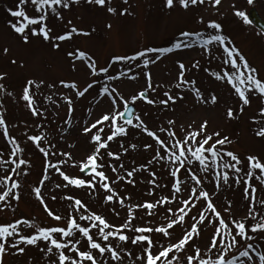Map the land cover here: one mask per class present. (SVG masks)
<instances>
[{
    "label": "rangeland",
    "instance_id": "obj_1",
    "mask_svg": "<svg viewBox=\"0 0 264 264\" xmlns=\"http://www.w3.org/2000/svg\"><path fill=\"white\" fill-rule=\"evenodd\" d=\"M253 7L0 0V264H264Z\"/></svg>",
    "mask_w": 264,
    "mask_h": 264
},
{
    "label": "water",
    "instance_id": "obj_2",
    "mask_svg": "<svg viewBox=\"0 0 264 264\" xmlns=\"http://www.w3.org/2000/svg\"><path fill=\"white\" fill-rule=\"evenodd\" d=\"M248 19L250 21V23L257 28L258 30H260L261 32L264 33V19L262 18L261 14L259 13L258 9L253 7L249 10L248 12ZM148 97V93L147 92H143L141 94V98L143 100H147ZM137 112V106L136 104H128L124 110V112L121 114V120L124 123H131L136 115ZM95 168L92 167V165H86L82 170H81V174L83 176H87L89 174H94L95 173Z\"/></svg>",
    "mask_w": 264,
    "mask_h": 264
},
{
    "label": "trees",
    "instance_id": "obj_3",
    "mask_svg": "<svg viewBox=\"0 0 264 264\" xmlns=\"http://www.w3.org/2000/svg\"><path fill=\"white\" fill-rule=\"evenodd\" d=\"M203 144V143H202ZM207 144V143H206ZM206 144H203L202 146H200V147H203L204 148V146L206 145ZM218 145H219V143H217V142H215V143H212V145H210V146H208V147H206L205 148V150H204V152L206 151V153L208 152V149H209V151H211L212 153H216V154H218ZM207 146V145H206ZM200 147H198V150L201 152V150L203 149V148H201L200 149ZM248 224H250L248 221H246V220H243V221H241V223H237V226H239L240 228H241V230H243V232H246L247 230V227H246V225H248ZM258 227H256L255 226V223H251V230H255V229H257Z\"/></svg>",
    "mask_w": 264,
    "mask_h": 264
}]
</instances>
